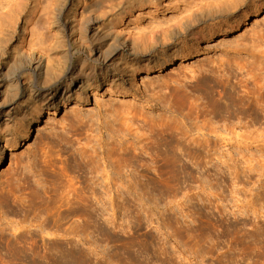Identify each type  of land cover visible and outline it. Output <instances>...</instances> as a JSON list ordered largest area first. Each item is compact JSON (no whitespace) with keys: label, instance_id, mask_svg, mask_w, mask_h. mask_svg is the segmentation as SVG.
Returning <instances> with one entry per match:
<instances>
[{"label":"rangeland","instance_id":"374dc122","mask_svg":"<svg viewBox=\"0 0 264 264\" xmlns=\"http://www.w3.org/2000/svg\"><path fill=\"white\" fill-rule=\"evenodd\" d=\"M31 1H24L28 9ZM213 1L147 0L130 6L122 0L94 16L113 22L115 34L132 45L187 22L201 3L202 9L216 7ZM243 10L242 22L207 20L197 26V37L177 38L179 48L191 51L190 59L141 74L137 83L115 70L120 54L101 59L96 67L107 70V84L82 95L80 104L62 105L48 124L42 114L29 143L14 148L13 135L8 144L2 142L0 264H264V0H249L235 15ZM6 11L0 13V105L11 111L19 101L5 99L2 91L19 47L11 32L20 33L23 19ZM64 23L70 26L66 18ZM92 34L82 33L90 38L85 45ZM253 41L261 48H252ZM200 68L213 72L198 77ZM110 76L123 80L126 94ZM178 77L179 87L163 88L158 102L152 101V89ZM119 106L132 110L137 131L114 138L145 149L124 156L131 166L112 174L120 182L115 188L90 169L94 163L85 168L79 157L97 148L99 136L105 154L109 128L123 122L108 119L107 112ZM7 118L0 119L1 127L15 129L16 122ZM201 125L206 132L216 127L217 135L205 132L209 146L200 145ZM66 181L87 196L93 189L101 202H88L87 210L85 201L66 203ZM100 207L102 212L94 210ZM84 222L86 232L80 228ZM33 253L45 258L35 263Z\"/></svg>","mask_w":264,"mask_h":264},{"label":"bare ground","instance_id":"6f19581e","mask_svg":"<svg viewBox=\"0 0 264 264\" xmlns=\"http://www.w3.org/2000/svg\"><path fill=\"white\" fill-rule=\"evenodd\" d=\"M24 1L26 0H19L18 3H13V0H0V13L8 9L6 12H12V17L23 19L20 33L17 35L15 34L16 32H11L16 35L15 39L19 47L16 49L17 52H15V57H13L10 64V67L13 66L15 70L13 75L7 80V84H4V90L2 91V96L5 99H10L13 103L19 102L11 111H4V107L0 105V119L3 116H7L9 117L7 118L9 122H16V126L14 125L15 129L9 130L7 124H4L5 126L2 128L0 122V159L4 154L2 142L8 144L12 140L11 135L14 136L12 142L14 148L18 144L29 143L32 140V138L30 139L32 127L34 124L40 123L42 114H47L45 124H48L57 116V112L62 105L69 102L80 104L83 102L82 95L89 97L90 91L93 92L98 89L99 85L107 84L106 80L109 79L107 70L96 67L103 63L101 59L120 54L122 62L115 70L118 73H122L129 82L137 83L141 74L162 71L175 61L183 63L190 59L191 51L179 48L176 40L179 37L183 38L184 35L185 37H197L196 29L199 24L216 18H228V21L233 24L242 22L246 18V10H243L239 15H235V12L246 6L249 0H229L230 2L227 1L224 4H220L224 0H215L213 3L218 2L219 5L217 3L215 7L211 3L212 9H209V7L202 9L201 6L203 5L201 3V6L198 5L199 8L197 7V11L193 12L194 15L187 22L180 23L171 28V30L153 31L141 43L132 45L126 44L121 36L115 34L113 22L109 20L106 22L96 21L94 16L98 11H103L104 14L112 11L115 8L114 3L122 0H32L29 9ZM123 1L130 6H136L147 0ZM252 1L258 2L259 0ZM64 18L67 19L70 26L64 23ZM52 30L57 32L54 37H52ZM62 30L71 33H67L68 35L66 36ZM90 30L93 32L91 36L93 40L85 45L84 43L90 40L86 36ZM85 32L86 35H83V37L82 33ZM11 33L10 35H12ZM79 34L81 37L78 36ZM93 42L96 45L92 48ZM252 48L259 49L261 45L258 41H253ZM76 56L80 58L78 61H82L81 64L76 63ZM55 62L56 64H54ZM88 62L93 65H89ZM76 66H79L78 71H76ZM224 66L225 63L221 64L218 67V71H224ZM206 72L212 73L213 70L200 68L198 77ZM110 77L111 84H116L115 81L118 80V85H116L119 86L120 90H124L120 91V93L126 94L127 90L124 89L123 80L117 79L115 76ZM182 79L181 77L169 78L168 81L161 84L158 91L153 92L154 89H152V101L158 102L159 93L163 88L174 89L179 87ZM172 84H175V86L172 87ZM10 112H12V116H9ZM73 113L76 112L73 111ZM107 113L108 119L113 122L118 118L123 121L117 129L109 128L112 133L108 137V140H111L109 148L106 149L107 151L104 154L102 136H99L96 140L97 148L90 150V154L87 156L82 153L78 157L79 160L81 158V160L86 161L85 168L87 167L86 165L90 166V163H94V168L91 167L90 169L96 175H100L103 182L108 185L113 183V186L118 188L120 185L119 178L113 177L112 174L118 175L122 171L129 169L131 165L124 160V156L134 155L138 149L144 151L145 146L139 145L140 143L136 145L133 142L121 145V141L114 138L115 136L124 138L126 132L137 131L133 127L135 122L138 123V121L134 119L129 106L125 108L119 106ZM63 121L65 122V119ZM72 123V121H69V124ZM209 127L211 128V126ZM38 128H40V125H38ZM207 128L201 125L196 129L198 133L201 132V141L204 142V144L200 145L209 146L208 139L204 138ZM210 128L206 133L217 135L216 127ZM5 131L6 133H3ZM20 141L22 142L20 143ZM192 141L195 140L192 139ZM65 189L63 198L68 204H71V200L74 199L85 201L83 207L87 210L86 207H91L87 204L88 202L92 205V200L96 201L97 204L101 202V195H97L93 189L87 196L88 191L84 188L76 189L75 183L72 181H68L65 184ZM106 191H108V188ZM120 196V190L115 189L116 199H120ZM94 210L102 212L104 209L100 207L94 208ZM88 227L89 224L84 222L80 228L83 232H86ZM33 258L35 263H39L45 257L35 253Z\"/></svg>","mask_w":264,"mask_h":264}]
</instances>
